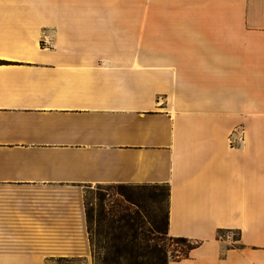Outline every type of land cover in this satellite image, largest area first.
<instances>
[{"label":"crops","instance_id":"1","mask_svg":"<svg viewBox=\"0 0 264 264\" xmlns=\"http://www.w3.org/2000/svg\"><path fill=\"white\" fill-rule=\"evenodd\" d=\"M34 2L0 0V264H93L85 191L119 184L168 187L167 264H264V0L156 3L152 52Z\"/></svg>","mask_w":264,"mask_h":264},{"label":"trees","instance_id":"2","mask_svg":"<svg viewBox=\"0 0 264 264\" xmlns=\"http://www.w3.org/2000/svg\"><path fill=\"white\" fill-rule=\"evenodd\" d=\"M158 186L111 185L117 188V193L122 198L116 199V202L110 206L99 209L96 228L93 227L92 209L85 202L93 264L168 263L166 252L158 247L152 237L153 230H161V221L147 206V202L159 204L162 195L168 197V187L165 185L167 190L162 192L156 189ZM167 222L168 209L165 219L166 230ZM171 239L185 245L179 250L182 255H186L194 246L184 237H171Z\"/></svg>","mask_w":264,"mask_h":264},{"label":"rangeland","instance_id":"3","mask_svg":"<svg viewBox=\"0 0 264 264\" xmlns=\"http://www.w3.org/2000/svg\"><path fill=\"white\" fill-rule=\"evenodd\" d=\"M35 5H41L42 0H34ZM48 2L51 11L59 6H88V7H114L124 8V17L127 25L124 28L129 30L130 42H137L138 38H145L144 43L147 51H153L154 37H155V23H154V6L156 3L164 4L166 0H43ZM142 40V39H141ZM157 190L166 191L165 185H159ZM155 189V190H156ZM122 197L117 193L116 187L110 185H92L85 191V202L88 207L92 209L94 214L93 227H97V213L102 207H107L116 202V199ZM167 195L161 196L159 204H152L147 202L150 212L156 213L160 219L161 230H153L152 237L157 242L158 247H161L163 252L169 258H176L185 245L178 244L171 239L166 230L165 219L168 209ZM148 225H146L147 228Z\"/></svg>","mask_w":264,"mask_h":264}]
</instances>
